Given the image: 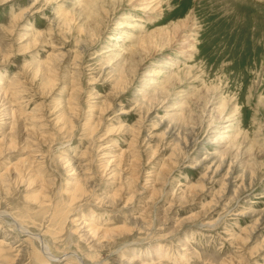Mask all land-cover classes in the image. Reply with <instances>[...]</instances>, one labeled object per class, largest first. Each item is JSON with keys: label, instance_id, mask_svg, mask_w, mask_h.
I'll use <instances>...</instances> for the list:
<instances>
[{"label": "rangeland", "instance_id": "374dc122", "mask_svg": "<svg viewBox=\"0 0 264 264\" xmlns=\"http://www.w3.org/2000/svg\"><path fill=\"white\" fill-rule=\"evenodd\" d=\"M0 243L264 264V0H0Z\"/></svg>", "mask_w": 264, "mask_h": 264}, {"label": "bare ground", "instance_id": "6f19581e", "mask_svg": "<svg viewBox=\"0 0 264 264\" xmlns=\"http://www.w3.org/2000/svg\"><path fill=\"white\" fill-rule=\"evenodd\" d=\"M149 4V3H148ZM146 7V6H145ZM81 48V47H80ZM88 48V47H87ZM82 49V48H81ZM82 52V51H81ZM116 74V73H115ZM70 98V97H69ZM75 98V97H74ZM73 100V99H72ZM68 105V104H67ZM67 107H69V105L67 106ZM72 112V111H71ZM71 117V116H70ZM177 119V118H176ZM66 120V119H65ZM68 121V120H67ZM70 121H71V119L69 118V124H70ZM225 122H228V120H226ZM72 123V122H71ZM163 123V122H162ZM66 124V123H65ZM86 125V124H85ZM170 127H171V125H170ZM85 128H86V126H85ZM89 128V127H88ZM172 128H173V126H172ZM167 132V131H166ZM170 132V131H169ZM171 133V132H170ZM175 136V135H174ZM179 140V139H178ZM209 166H211V165H209ZM217 166V165H216ZM69 178V177H68ZM74 184H75V182H74ZM78 184H80V183H78ZM66 185H68L67 183H66ZM72 185V184H71ZM70 185V186H71ZM73 186V185H72ZM72 186H71V189H72ZM74 186H76V188L74 189L75 191H77V193H78V191L81 193V191L79 190V188L77 187L78 185H77V183H76V185H74ZM73 186V187H74ZM67 187V186H66ZM82 188V187H81ZM78 189V190H77ZM70 190V189H69ZM73 190V191H74ZM63 191H65V189L63 190ZM68 191V190H67ZM66 193V192H65ZM74 193V192H73ZM79 193V194H80ZM72 195H74V194H72ZM113 195H114V193H113ZM71 196V195H70ZM82 196H83V194H82ZM112 196V195H111ZM85 197V196H84ZM77 198V197H76ZM75 197L73 198L74 200L76 199ZM81 198V197H80ZM71 200V199H70ZM69 200V201H70ZM77 200H78V198H77ZM68 201V202H69ZM57 209V208H56ZM53 216V215H52ZM260 216V215H259ZM258 216V217H259ZM76 221V220H75ZM56 225V224H55ZM49 226V225H48ZM52 227V226H51ZM98 227V226H97ZM96 227V228H97ZM100 227V226H99ZM124 227V226H123ZM123 227H121L123 230H124V228ZM96 228H95V230H96ZM100 228H102V227H100ZM18 229H20V228H18ZM23 229V228H22ZM22 229H20V232L21 233H23L25 230H22ZM46 229V228H45ZM118 229V228H117ZM126 229V228H125ZM100 230V229H99ZM106 229H104V231H105ZM121 230V229H120ZM130 230V229H129ZM110 231L111 230H109L108 231V234L110 233ZM125 231V230H124ZM51 232H53L52 230H51ZM91 232H92V230H91ZM98 232V231H97ZM100 232V231H99ZM107 232V230L104 232V233H106ZM112 232V231H111ZM48 233V232H47ZM59 233V232H58ZM28 234V233H27ZM49 234H50V232H49ZM51 234H53V233H51ZM96 234V233H95ZM108 234H107V236H108ZM29 235H31L32 236V239L34 240V242L35 241H37V243L42 247V251H43V254L41 253V252H37V257L41 260V261H43V262H47V261H59L60 260V258H58V257H55V256H53L52 255V253H51V251H50V248H49V246H47L44 242L42 243V241H41V236H39V235H34V234H32V233H30ZM46 235V234H45ZM106 235V234H105ZM104 235V236H105ZM26 236V235H25ZM50 237V236H49ZM112 237V236H111ZM31 238V237H30ZM32 240V241H33ZM2 243H0V259L2 260V252L4 251V249H3V247H2V245H1ZM32 255H34V254H32ZM37 258V259H38ZM73 259L75 260V262L77 263V264H84L82 261V259L81 258H75V257H73Z\"/></svg>", "mask_w": 264, "mask_h": 264}]
</instances>
